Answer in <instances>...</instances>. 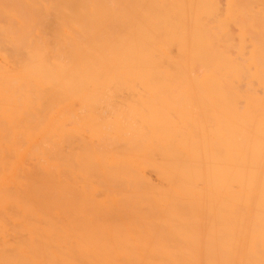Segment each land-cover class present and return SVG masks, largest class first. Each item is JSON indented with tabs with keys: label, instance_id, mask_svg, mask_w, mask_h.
Instances as JSON below:
<instances>
[{
	"label": "bare ground",
	"instance_id": "bare-ground-1",
	"mask_svg": "<svg viewBox=\"0 0 264 264\" xmlns=\"http://www.w3.org/2000/svg\"><path fill=\"white\" fill-rule=\"evenodd\" d=\"M0 264H264V0H0Z\"/></svg>",
	"mask_w": 264,
	"mask_h": 264
}]
</instances>
